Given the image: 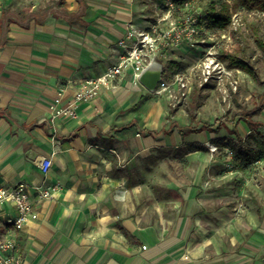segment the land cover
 Masks as SVG:
<instances>
[{
    "label": "crops",
    "instance_id": "0c3cea01",
    "mask_svg": "<svg viewBox=\"0 0 264 264\" xmlns=\"http://www.w3.org/2000/svg\"><path fill=\"white\" fill-rule=\"evenodd\" d=\"M146 2L0 0V186L56 188L9 230L22 264H264V176L251 173L264 160L225 157L228 128L169 115L129 67L76 118H50L57 93L65 103L117 63Z\"/></svg>",
    "mask_w": 264,
    "mask_h": 264
},
{
    "label": "rangeland",
    "instance_id": "374dc122",
    "mask_svg": "<svg viewBox=\"0 0 264 264\" xmlns=\"http://www.w3.org/2000/svg\"><path fill=\"white\" fill-rule=\"evenodd\" d=\"M137 1H144V3L151 1L150 3L146 2L148 4L147 14L143 18L147 19L149 24H144L145 27L140 29H149L154 38H159L156 42L157 50L154 57H157L163 64L165 73L163 76L171 82V75L184 73L191 89L190 98L187 101L180 98L177 90L172 93V96L163 94L157 96V99L164 102L169 115L180 109L182 115L187 119L190 115L194 117V125L208 124L209 126L213 125L214 128L220 125L228 128L236 142V137L240 136L239 130L241 133L243 132L242 128L246 132L250 131L245 121L239 122L242 119L241 115L257 107V99L264 96V53L257 46V35L255 36V31H257L258 37L264 40V14L237 9L232 12L233 23H230L226 29L207 30L205 17L210 6L218 9L224 0H188L186 3H175L173 0ZM191 22L195 27L193 34L184 31V29H190L187 28V25ZM153 27L154 31L151 30ZM169 30L172 31V37L179 35L180 38L178 41H168L167 45L163 34ZM223 53L240 54L255 69L261 83L253 81L240 70V72L234 70L232 75V79L237 82L236 91H233L228 84L221 91L212 82L204 83L201 78L204 61L208 57L221 61L219 57ZM171 62L179 64V72L176 70L165 71ZM259 117L261 119L256 120L261 123L258 130L264 134V110ZM207 142H209L207 144H212L210 141ZM218 151L216 153L209 151V154L216 155ZM223 152L225 157L233 158L230 149L226 148ZM39 161H36L35 164L37 165ZM158 167L162 169V167ZM168 168L171 166L169 165ZM251 170L252 175L263 177L264 161L263 164H256ZM158 173L162 172L159 170ZM262 184L264 187V180Z\"/></svg>",
    "mask_w": 264,
    "mask_h": 264
},
{
    "label": "built area",
    "instance_id": "2783aa9c",
    "mask_svg": "<svg viewBox=\"0 0 264 264\" xmlns=\"http://www.w3.org/2000/svg\"><path fill=\"white\" fill-rule=\"evenodd\" d=\"M187 28H190L184 29L187 33L193 34L195 32L192 22L187 25ZM151 30L154 31V27ZM171 32L169 30L163 34L167 45L169 44L168 41H178L180 38L179 35L172 37ZM158 40L159 38L156 39L150 34L149 29L142 30L135 25L129 26L125 38L118 42L125 53L118 56L117 63L101 75L79 82L73 97L69 101L64 103L63 93L61 91L57 93L48 107L50 118H76V109L79 104L94 99L101 89L109 86L128 67L134 70L133 78L138 81L141 70L155 56ZM127 41L129 44H127ZM233 72L234 69L227 68L223 62L208 57L201 68V78L206 84L209 82L214 83L221 91L226 84L230 85L233 91H236L237 82L232 79ZM171 76L170 82L165 79L162 73L160 81L151 94L172 96V93L177 90L182 100H189L191 89L188 86L186 75L177 73ZM207 148L210 153L218 151L217 146L214 144H207ZM50 167L51 160L49 158L42 159L37 165L38 170L44 176L47 175ZM239 176L241 175L239 174ZM55 190L56 188L53 185L27 184L25 182H19L11 187L0 186V264H22L17 242L11 236L9 230L22 231L28 223L34 222L38 217L36 204L52 199Z\"/></svg>",
    "mask_w": 264,
    "mask_h": 264
},
{
    "label": "trees",
    "instance_id": "16d2710c",
    "mask_svg": "<svg viewBox=\"0 0 264 264\" xmlns=\"http://www.w3.org/2000/svg\"><path fill=\"white\" fill-rule=\"evenodd\" d=\"M173 1L175 3L188 2V0ZM237 9H243L246 12H258L264 14V0H224L220 3L218 9H215L214 6H210L209 12L205 17V28L207 30L226 29L231 23L232 12ZM201 18L202 16L200 15V19ZM256 35L257 46L264 53V40L258 37L257 31H255V36ZM219 59L226 65L227 68L239 69L246 73L253 81L261 83L255 69L240 54L223 53L220 55ZM166 70H176L179 72V64L171 62L165 71ZM163 74H165L164 71ZM263 110L264 96L257 99V107L241 115L242 119L250 128V132L245 139H242L238 135L234 144L230 139H223L215 142L216 144L224 142H228V144L231 143L230 150L233 153L234 161H236L237 167L241 170L245 169L253 161L264 158V134L258 130V127L261 126V124L259 122L252 121L251 119L254 116H259Z\"/></svg>",
    "mask_w": 264,
    "mask_h": 264
},
{
    "label": "water",
    "instance_id": "95a60500",
    "mask_svg": "<svg viewBox=\"0 0 264 264\" xmlns=\"http://www.w3.org/2000/svg\"><path fill=\"white\" fill-rule=\"evenodd\" d=\"M163 69L162 62L157 57H153L152 61L139 73V84L149 93H153L161 79Z\"/></svg>",
    "mask_w": 264,
    "mask_h": 264
}]
</instances>
